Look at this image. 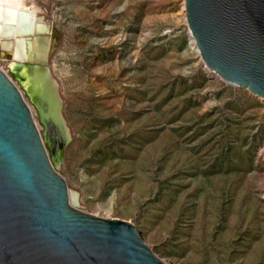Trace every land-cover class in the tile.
I'll return each instance as SVG.
<instances>
[{
    "label": "rangeland",
    "instance_id": "obj_1",
    "mask_svg": "<svg viewBox=\"0 0 264 264\" xmlns=\"http://www.w3.org/2000/svg\"><path fill=\"white\" fill-rule=\"evenodd\" d=\"M48 3L39 13L71 139L57 126L49 139L3 51L0 71L71 206L133 225L165 264H264V99L205 69L183 0Z\"/></svg>",
    "mask_w": 264,
    "mask_h": 264
},
{
    "label": "water",
    "instance_id": "obj_2",
    "mask_svg": "<svg viewBox=\"0 0 264 264\" xmlns=\"http://www.w3.org/2000/svg\"><path fill=\"white\" fill-rule=\"evenodd\" d=\"M185 7L204 64L264 99V0H185ZM0 264H165L133 225L69 204L26 104L1 71Z\"/></svg>",
    "mask_w": 264,
    "mask_h": 264
},
{
    "label": "bare ground",
    "instance_id": "obj_3",
    "mask_svg": "<svg viewBox=\"0 0 264 264\" xmlns=\"http://www.w3.org/2000/svg\"><path fill=\"white\" fill-rule=\"evenodd\" d=\"M48 2L49 0H0V44L4 46L3 49L0 47V51H3L1 57L4 59L5 57H10L8 63L7 61L6 63L22 81L24 88L27 90L31 101L37 109L39 119H41L47 128L51 127L49 139L52 140L56 136L57 126L62 130L65 141L67 142L72 137V131L63 115L62 86L48 62L49 54L47 50L51 44V38L45 33L49 30V22L47 19L49 15L47 17L44 15V13L46 14ZM41 11L44 13H39ZM182 11L184 13V21L187 23L184 0ZM188 32L190 46L198 51L196 53L201 59L199 49L189 27ZM27 36H31L32 44L29 45V53H32V56L31 54L29 56L27 53L26 40L30 38ZM5 38L9 39L6 43L3 42ZM204 67L208 72H212L217 78L219 77L217 73L211 71L205 64ZM40 140L43 145L44 142L41 137ZM54 155L56 162L63 164L62 149L55 151ZM50 165L52 166L51 163ZM68 201L72 205L73 199L70 193H68Z\"/></svg>",
    "mask_w": 264,
    "mask_h": 264
}]
</instances>
